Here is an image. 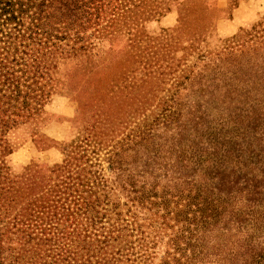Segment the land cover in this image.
I'll return each instance as SVG.
<instances>
[{
	"label": "trees",
	"instance_id": "trees-1",
	"mask_svg": "<svg viewBox=\"0 0 264 264\" xmlns=\"http://www.w3.org/2000/svg\"><path fill=\"white\" fill-rule=\"evenodd\" d=\"M103 1L0 0V154L9 152L3 141L8 130L45 102L55 64L70 62L67 88L92 80L96 89L79 97L84 144L111 147L107 169L112 179L96 176L86 196L77 194L79 211L99 214L98 205L116 189L131 212L124 222L137 236L133 249L144 260L162 243L159 264H264V127L254 132L256 126H249L264 122V61L258 69L241 60L203 71L198 75L203 88L197 90L205 99L149 104L146 94L160 85L168 66L155 67L151 61L164 60L146 44L142 51L128 45L113 66L101 64L86 32L94 31ZM72 149L78 158L69 155L64 179L53 186L15 182L0 170V210L11 212L15 206L11 223L18 226L8 238L16 247L3 257L7 264L66 261L57 246L62 236L44 225L55 223L56 211H68L60 200L72 193L75 180L81 181L83 167L70 160L78 162L82 151ZM136 210L148 213L141 223ZM106 223L107 232L102 228L96 241L105 248L121 231L117 220Z\"/></svg>",
	"mask_w": 264,
	"mask_h": 264
},
{
	"label": "rangeland",
	"instance_id": "rangeland-1",
	"mask_svg": "<svg viewBox=\"0 0 264 264\" xmlns=\"http://www.w3.org/2000/svg\"><path fill=\"white\" fill-rule=\"evenodd\" d=\"M95 24L94 31L90 29L86 33L92 34L88 40L93 46L91 53L101 64L113 66L121 62L128 45H136L142 51L146 44L158 52L155 57L161 56L159 60H164L161 64L151 61L155 67L161 66L159 70L168 66L162 70L165 75L160 78V85L154 87L152 94H146L152 105L162 101L180 104L205 99L206 96L198 95L197 89L203 88L198 75L218 63L225 67L244 60L248 67L258 69L264 61V0H104L97 10ZM130 39L137 41L136 44ZM70 66L67 61L55 64L51 82L45 86V90H49L45 102L34 115L3 136L9 152L0 154V170L15 182L34 181L53 186L64 179L66 172L62 169L69 161V155L78 158L72 149L78 146L83 157L78 162H70L83 167L79 176L81 181L75 180L72 193L67 191L60 200L68 211L64 215L56 211L55 223L44 225L51 234L63 238L57 244L66 255L63 264H143V261L144 264H159L163 255L162 243L149 250L151 257L147 260L133 249L137 236L124 222L129 221L131 212L127 213L126 205H122L125 199L118 190L113 188L114 191L107 193V202L103 200L98 205L99 214L86 215L79 211L77 194L86 196L87 185L94 183L96 176L101 181L112 179L107 169L111 147L85 146L81 96H91L96 89L92 80L81 82L73 90L67 88L65 73ZM151 112H146L143 118L149 117ZM249 126H256L254 132H260L264 122L259 120ZM131 128L133 124H130ZM72 164L68 170L72 171ZM72 176L76 178L77 174ZM99 194L97 192L100 200ZM111 203H118V208L114 210ZM100 208H105L108 213L102 215ZM11 210H0V264H7L8 259L3 257L8 258L10 248L16 247L8 240L10 232L18 227L11 223L16 207ZM135 213L139 223L142 222L140 218L148 215L145 210ZM114 220L120 224L121 231L112 236L119 238L105 248L96 241L102 239L103 231L107 232L106 221ZM162 240L164 242L165 238Z\"/></svg>",
	"mask_w": 264,
	"mask_h": 264
}]
</instances>
